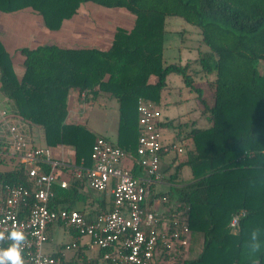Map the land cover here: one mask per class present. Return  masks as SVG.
<instances>
[{
	"label": "trees",
	"instance_id": "obj_1",
	"mask_svg": "<svg viewBox=\"0 0 264 264\" xmlns=\"http://www.w3.org/2000/svg\"><path fill=\"white\" fill-rule=\"evenodd\" d=\"M84 2L126 9L133 15L132 25L116 26L106 49L57 44L22 48L20 73L0 39V94L7 98L8 110L30 129L39 128L47 145L68 147L74 152L75 163L91 167L92 144L103 135L84 123L66 121L69 91L114 98L118 116L116 137L111 142L135 156L139 100L161 110L168 105L167 94L173 93L167 78L178 75L183 86L195 94L209 124L201 127L179 120L174 126L179 131L186 129L181 140L189 138L192 145L185 148V159L175 167L170 178L173 186L160 197L167 199L164 203L186 207L190 239L202 237L196 257L179 256L174 264H264V73L258 67L264 62V0H0V11L29 8L41 18L45 29L56 32ZM171 16L181 17L199 35L196 57L183 63L164 55L166 19ZM201 45L207 49H200ZM222 83L232 97H218ZM172 121H160V132L173 126ZM7 162L0 157V163ZM184 166L190 175L181 182ZM49 170L43 165L42 171ZM140 171L133 162L131 173L137 176ZM56 175L57 179L68 177L66 168L59 167ZM0 179L30 187L22 163L0 171ZM77 182H70L67 188L53 183L47 205L77 209L91 221L96 215L93 210L75 207L76 201L84 198ZM102 202L103 198L99 204ZM241 210L244 213L232 227V215ZM256 227L261 249L249 254L245 244Z\"/></svg>",
	"mask_w": 264,
	"mask_h": 264
},
{
	"label": "built area",
	"instance_id": "obj_2",
	"mask_svg": "<svg viewBox=\"0 0 264 264\" xmlns=\"http://www.w3.org/2000/svg\"><path fill=\"white\" fill-rule=\"evenodd\" d=\"M138 111V146L135 156L126 153L103 136L92 144L93 165L55 158L49 147L38 146L30 138V127L7 108L0 110V157L22 163L28 171L30 187L0 179V232L18 228L27 241L23 246L24 264H58L59 259L47 253V227L57 221L89 238V246L102 251L101 259L111 264H174L183 256L190 240L187 208L167 203L164 210L152 203L151 185L161 180L158 172L160 152L182 148L162 142L158 127L161 110L140 99ZM130 166L135 162L144 176H134ZM48 165L49 172L42 171ZM59 167L67 170L69 180L84 181L97 192L110 190L112 206L88 221L77 209H51L47 202L53 196L52 185L69 186L68 179H57ZM162 203L167 199L160 197ZM31 202V203H30ZM239 213L232 215L230 225L238 223ZM11 243V241L0 242ZM73 242L66 248L75 247Z\"/></svg>",
	"mask_w": 264,
	"mask_h": 264
},
{
	"label": "crops",
	"instance_id": "obj_3",
	"mask_svg": "<svg viewBox=\"0 0 264 264\" xmlns=\"http://www.w3.org/2000/svg\"><path fill=\"white\" fill-rule=\"evenodd\" d=\"M26 9L5 14L4 12H0V26L4 29L2 31L3 33H0V39L3 42L7 51L12 54V56H14L15 53H19V55H21V62L24 58V55L20 52V49L32 48L37 45L46 44L44 42H37V40L34 41L32 38H30L31 28L29 27V30H26L28 29L27 27L30 26L34 21V14H30L29 12H27ZM71 19L66 21L69 22L71 21ZM64 25L65 24H63V26ZM26 32H28V34L30 35H27ZM74 38L76 40L78 37ZM70 42L73 44L67 46H62L58 43L56 44L62 47H84V45H79L83 43H81V41H77L79 42L77 43L78 45H74L75 43L73 42V40H70ZM108 46L109 44L105 47H96L106 49ZM188 49L189 48H187L186 50L188 51ZM193 58L189 55H182L180 57V61L181 63H183L186 60ZM169 77L170 75L168 76L167 81L169 86L172 88L173 93L171 95L167 94L166 96L168 100V105L161 107V121L165 122L167 119H173V126L164 127L162 129V138L164 139L162 140V142L174 144L177 147L182 148V151L177 152L170 150L168 152H164L160 157V161L166 162L168 164L169 171L166 175L160 174L161 180L157 183L152 184L150 188L152 203L154 202L155 208L159 210H164L165 205H167V203H162L160 201V194L168 192L173 186V183L170 178L175 171V167L178 162H181L185 159V148H190L192 145L191 140L189 138H185L183 141L181 140V137L184 136L186 129L179 131L178 128H174V126L179 120L188 121L189 123H193L194 125L201 127H205L209 124L206 118V114L202 113L198 107V102L195 97V94H191L192 92L188 91V95H184L183 91L186 90H184L185 87L183 86L180 77L177 78V81L173 80V83L169 81ZM175 92L176 96L173 97ZM188 103L190 104V106H188ZM95 104L100 105V107H102L104 111L107 106H110L113 111L112 118L114 123V129L112 131V139L107 135L109 129L105 126H99L94 120V117L92 116L91 110L93 109ZM7 107V98L3 97L0 94V110ZM117 116L118 104L114 98L110 97L107 94L98 93L96 95H93L88 92L79 93L77 90L74 89H71L68 93L66 116L67 122L84 123L95 134L103 135L108 140L113 141L116 137ZM32 128L33 127H31V129L29 130V134L34 144L38 146L49 147L53 157L55 158L62 156L64 159L74 160L73 150L66 146H49L46 144L43 136H41V138L37 137L38 140L43 139V144L36 143L35 139L37 138L33 135ZM171 154L173 155L171 156ZM126 163L130 166L129 162ZM138 175L144 176L145 174L143 171H140ZM188 178H181L180 180L181 182H185ZM61 179H68L69 183L75 181L74 178L69 180L68 177H61L58 180ZM77 183L79 184V190L82 192L84 198L76 201V208L84 210H93L94 214H98L96 210L100 209V212H102L111 207V193L109 189L104 192L93 193L84 181H78ZM101 198H103V202L102 204H99ZM46 232L47 241L43 245V249L45 252L51 254L52 256H57L56 258L59 259L58 264H105L100 257V250L97 248H91L89 246V238L87 236H79L75 231H73L69 227L61 225L57 222L50 224L47 227ZM73 242L76 244L75 247H65L67 244H71Z\"/></svg>",
	"mask_w": 264,
	"mask_h": 264
},
{
	"label": "rangeland",
	"instance_id": "obj_4",
	"mask_svg": "<svg viewBox=\"0 0 264 264\" xmlns=\"http://www.w3.org/2000/svg\"><path fill=\"white\" fill-rule=\"evenodd\" d=\"M30 14H34V21L30 26L31 28L30 35L34 41L44 42L46 44H60L62 46L71 45L73 43L70 40H73L74 45H78L81 41L84 46H102L105 47L110 44L112 33L116 26L121 25L124 27H130L133 21V15L130 14L126 9L123 8H106L95 4L93 2H84L80 5L77 13L74 15L71 21L64 23L65 25L57 32H50L43 26L41 18L36 15L30 9H26ZM1 12V11H0ZM26 12V11H22ZM6 12H4L5 14ZM3 27L0 26V33H3ZM47 32V33H46ZM74 37H78L76 40ZM199 37L196 29L186 21H184L179 16H171L166 19V34H165V49L164 55L168 57V59L177 60L182 55L183 56H191L196 57L197 55V47H199V43L197 38ZM79 41V42H77ZM187 48L188 51L186 50ZM200 49L205 50L207 47L205 45H201ZM190 50V51H189ZM192 50V51H191ZM188 52V53H187ZM21 55L19 53L14 54V63L16 66L17 73L21 72L22 62ZM258 67L261 72L264 73V62H259ZM179 78L176 74H170L169 81L173 83V80L177 81ZM226 82V81H224ZM228 82V81H227ZM223 84H220L218 90V97H232L233 94L229 93L227 88H223ZM237 84V83H235ZM238 85V84H237ZM184 95H188V89L184 88ZM193 94V93H191ZM176 96V92L173 97ZM188 106L190 104L188 103ZM92 116L94 120L99 126H105L109 129L107 135L112 139L113 134L112 131L114 129L113 123V111L110 106L105 108V111L100 105L95 104L93 109L91 110ZM33 135L37 138L42 136V131L33 127ZM163 136V134H162ZM34 137V138H35ZM162 140H164L162 138ZM36 143L43 144V139H35ZM170 155V154H169ZM173 154H171L172 156ZM14 161L8 159L6 164L0 163V171L6 170L12 166ZM168 164L163 161H159L158 172L161 175H166L168 170ZM174 171V169H173ZM190 175L189 169L184 166L180 170L181 178H188ZM202 246V237L200 235L192 237L189 240L187 247L183 253L184 257L193 258L196 257L201 250Z\"/></svg>",
	"mask_w": 264,
	"mask_h": 264
},
{
	"label": "clouds",
	"instance_id": "obj_5",
	"mask_svg": "<svg viewBox=\"0 0 264 264\" xmlns=\"http://www.w3.org/2000/svg\"><path fill=\"white\" fill-rule=\"evenodd\" d=\"M5 240L11 241V243L7 247H0V264H24L22 251L27 241L26 234L18 228L8 231L7 235H5V232H0V242ZM245 247L249 254L260 251V229L258 227L250 230Z\"/></svg>",
	"mask_w": 264,
	"mask_h": 264
}]
</instances>
